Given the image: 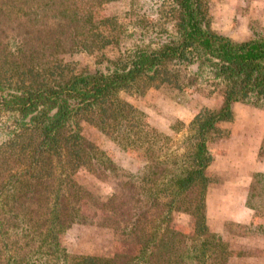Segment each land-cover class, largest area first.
<instances>
[{"label": "trees", "instance_id": "1", "mask_svg": "<svg viewBox=\"0 0 264 264\" xmlns=\"http://www.w3.org/2000/svg\"><path fill=\"white\" fill-rule=\"evenodd\" d=\"M115 1L0 0V264H228L233 254L206 225L207 143L233 103L264 104V33L240 43L217 34L209 0H130L120 16H101ZM78 54L96 59L80 66ZM158 88L222 98L190 121L179 155L118 97ZM81 123L142 166L114 165ZM80 171L112 178L109 197L86 190ZM172 212L192 217L189 234L167 225ZM71 225L109 230L133 251L70 254L59 239Z\"/></svg>", "mask_w": 264, "mask_h": 264}, {"label": "rangeland", "instance_id": "2", "mask_svg": "<svg viewBox=\"0 0 264 264\" xmlns=\"http://www.w3.org/2000/svg\"><path fill=\"white\" fill-rule=\"evenodd\" d=\"M138 1L141 0L136 3ZM129 2L117 0L104 6L99 13L101 16H120ZM208 15L210 28L234 43L243 42L254 33H264V0H209ZM107 51L106 48L102 52L109 54ZM95 59V54L73 57L84 67L91 66ZM133 91L120 92L118 97L143 113L150 129L171 139L166 150L168 155H179L184 151L190 121L204 110H216L222 99L219 92L203 88L148 89L142 95ZM80 126L82 135L114 165L132 173L142 166L138 153L123 151L90 125L81 123ZM218 129L217 135L207 143L211 158L205 172L210 180L204 209L207 228L233 253L228 264H264V104L253 107L233 103L231 117L220 123ZM258 174L263 176H254ZM76 179L101 200L113 191L112 178L96 179L80 171ZM250 182L254 194L249 202L254 210L245 206ZM85 213L91 215V212ZM192 224V217L180 212L170 213L167 223L185 234L190 233ZM59 240L70 254L111 257L133 251L132 245L116 240L109 230L93 225H71Z\"/></svg>", "mask_w": 264, "mask_h": 264}, {"label": "crops", "instance_id": "3", "mask_svg": "<svg viewBox=\"0 0 264 264\" xmlns=\"http://www.w3.org/2000/svg\"><path fill=\"white\" fill-rule=\"evenodd\" d=\"M248 154V153H247ZM243 155L245 156L246 155V153H243ZM243 155L241 156L242 158H243ZM242 158H240V159H242ZM251 181V180H250ZM250 184V183H249Z\"/></svg>", "mask_w": 264, "mask_h": 264}]
</instances>
